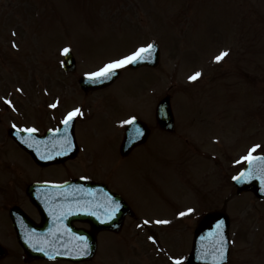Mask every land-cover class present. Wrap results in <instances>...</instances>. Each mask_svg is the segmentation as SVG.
<instances>
[{
	"label": "rangeland",
	"instance_id": "1",
	"mask_svg": "<svg viewBox=\"0 0 264 264\" xmlns=\"http://www.w3.org/2000/svg\"><path fill=\"white\" fill-rule=\"evenodd\" d=\"M152 42L160 48L155 67L126 66L112 86L82 92L78 77ZM65 47L75 56L73 72L60 66ZM223 51L229 54L216 61ZM197 71L202 75L189 80ZM0 85L5 94H26L11 97L18 110L46 100L44 93L59 95L63 109L89 106L90 117L77 123L78 136H93L99 123L104 138L99 149L84 146L68 168L103 173L113 191L135 202L141 222L150 221L133 229L127 218L119 234L98 232L96 251L76 262L24 260L14 236L0 228L8 235L0 264H175L190 249L197 217L224 208L230 221L225 264H264V199L246 190L237 194L231 184L249 150L259 145L252 154L264 153V0H0ZM165 95L172 132L154 123ZM136 115L151 126L150 135L120 156L114 147L121 131L111 124ZM26 122L50 123L35 112ZM108 136L114 139L105 141ZM85 154L90 160L82 161ZM32 171L22 164L0 173L28 179ZM24 183L8 189V198L0 193V204L3 197L36 216L22 196ZM189 208L194 211L180 216Z\"/></svg>",
	"mask_w": 264,
	"mask_h": 264
},
{
	"label": "flooded vegetation",
	"instance_id": "2",
	"mask_svg": "<svg viewBox=\"0 0 264 264\" xmlns=\"http://www.w3.org/2000/svg\"><path fill=\"white\" fill-rule=\"evenodd\" d=\"M2 88L3 87L0 85V171L5 172V170H9V168H13L14 166L27 164L36 172L32 171L33 174L30 175L28 179H15L8 176L6 173H0V191H2L0 193H2L4 198H8V189H10L12 186H18L19 181L24 180L25 183L21 188L22 196L26 200V203H29L32 211L34 210L36 216H32L31 213L24 207L20 206L19 203H13L11 205L6 204V202L3 200V197H1L2 203L0 204V228L3 230L8 229V235H13L15 240L17 239L16 241H18L17 234L21 233L23 236V241L29 243V245H26V248L29 250H36L42 246L45 248L55 249V246H59V242H64L65 246H70V236L73 233V228L82 230L85 235H88V230L91 229L88 220H77L76 217L73 216V212L70 211V206L68 205L69 202L80 201L81 198L76 193L65 197H58L55 194L48 195L44 186L36 185L41 183L55 184L56 182L85 176L92 179L91 174H93V172H86L83 169H69L67 163L73 161L72 158L62 162L57 161L46 164L37 163L23 148L19 146V144L15 142L9 133V129L17 128L22 130L24 128L35 127L38 129L39 133H43L46 130L54 128L56 129L64 120L66 111H68L72 106L63 109L59 102L58 106L53 109H41L40 106H25L23 109L24 111L18 110L16 107L17 104L12 100L11 97L16 96L25 99L27 98L26 94L20 90L15 93H10L9 91L5 94L3 93L5 90ZM5 99H9L13 102L14 109L12 106L6 105L4 103ZM57 100L60 101L59 95H55V102ZM30 103H34V100H31ZM70 103L73 104L74 102L72 101ZM19 106L22 107V104ZM31 109L34 110L35 114L41 115V117L49 116L50 123L41 125L38 122H26L27 115L29 116L34 114L33 110ZM6 115H11L13 118L8 117L6 118V121H4L3 118ZM78 121L79 119L76 118L74 124L77 155H79V152L84 149V146L87 148L91 147V149H99L104 138L103 135L105 134L104 127L99 126L98 123L96 126L98 131L95 130L93 136H91L90 131V133L86 131V133L80 137L77 133ZM13 125H15V127H13ZM108 140L109 139H106L105 141ZM118 144L119 142L117 143L116 141L114 149L116 147L119 149ZM109 150L112 149L109 148ZM61 167L65 168L66 171H62L64 174L62 176H58L60 173H62ZM53 172L57 173L55 174ZM75 172H78V175ZM101 177H103V175H101ZM91 198L92 196L90 195L85 196L84 199L91 200ZM99 198L100 200L106 202L104 208L106 210H110V216L119 218L122 222L119 231L105 229L101 230L100 232H116V234H119L123 229L126 228L125 222L127 218L130 221H133V229L135 228L138 218L136 214L137 212L132 203H129V206L125 207V205L121 206L114 200H110V203L107 204L108 197L103 196L102 190ZM165 199L170 201L171 197ZM117 205H119L118 209ZM134 214L136 216H134ZM27 222H29L30 225ZM8 235L4 234V232L0 230V257L3 255L5 256L8 252V247L6 246L5 240L3 239L8 237ZM55 242L57 244H55Z\"/></svg>",
	"mask_w": 264,
	"mask_h": 264
},
{
	"label": "water",
	"instance_id": "3",
	"mask_svg": "<svg viewBox=\"0 0 264 264\" xmlns=\"http://www.w3.org/2000/svg\"><path fill=\"white\" fill-rule=\"evenodd\" d=\"M158 56H159V51L157 46L152 50V56L151 58L146 57L143 60H140L134 64H130L131 67H134L136 65H140L143 63H148L150 65H155L158 61ZM148 61V62H146ZM67 63L69 64L70 68H73V58L70 55L69 59L67 60ZM118 72L110 79V80H103V81H96V82H92L88 77H82L80 78L79 82L81 84V86L83 88H98L104 85H107L109 83H111L113 81V79L117 76ZM156 116H157V120L158 122L166 129H172V119H171V112H170V108H169V102H168V98H164L163 100H161L157 106V110H156ZM133 125H131L128 129V131L132 130ZM142 128V127H141ZM136 130V129H135ZM142 132L145 134L146 130H142ZM136 141H132V144L135 143ZM64 155L60 154L59 157H62ZM256 157H264L263 155L261 156H256ZM65 157H62L61 159H63ZM262 164H264V161H254L252 164H247V166L244 168V170H242L241 172H245L247 173L249 169H252L253 172L255 173H259L260 168L262 166ZM240 172V173H241ZM239 173V174H240ZM238 176V175H237ZM234 183L238 188V191H242L244 189H251L257 196H264V183L261 182V180L259 178H257V176H254L252 179L250 180H235L234 179ZM223 217V215L220 213H210L207 216H205V218L203 219V240H202V245H198V240H197V233L195 235L194 238V244H193V249L189 255V262L191 264H199L197 261H199L200 259H202L203 264H216L218 255H219V251L221 248V243L223 241L225 248L227 249V219H223L221 218ZM220 218L223 221V227L222 229H218V225L220 223L215 222L213 224V222ZM225 218V217H224ZM29 225L30 223L27 222ZM212 225V226H211ZM90 247H91V254L93 253V248H94V240H93V236L92 239H90ZM82 246L76 247L73 249V259L77 260L79 258H84L86 255H80L81 252H83L84 250L79 249ZM27 255L30 256H41L42 254L45 253H41V252H37V251H28L26 250ZM63 252H66V250H63ZM227 254V251H226ZM47 255V254H46ZM89 256V255H88ZM221 262V261H219ZM201 263V262H200Z\"/></svg>",
	"mask_w": 264,
	"mask_h": 264
},
{
	"label": "snow or ice",
	"instance_id": "4",
	"mask_svg": "<svg viewBox=\"0 0 264 264\" xmlns=\"http://www.w3.org/2000/svg\"><path fill=\"white\" fill-rule=\"evenodd\" d=\"M155 47H156V45L154 43H149L146 46H141L140 48H138L136 51L130 53L129 55L123 56L120 59L111 60L108 63L104 64L102 67L98 68L96 71L87 73L86 75L88 76V78L92 82L110 80L117 73V71L119 69H122L129 64H134L140 60L145 59L146 57L151 58L152 50ZM61 51H62V55L65 57V61H62L61 63H65L69 59L72 50L70 47H65ZM228 54L229 53L227 51H223L215 57V60L221 61ZM201 75H202L201 72L197 71L192 76L189 77V80L195 81ZM59 102L60 101L57 100L55 103L51 104L50 107L56 108L58 106ZM4 103L6 105L12 106L14 109V105H13V102L11 100L5 99ZM83 115H84V113L78 107L74 108L73 110H71L67 113L64 120L62 121V123L65 125V129H64L65 137H67L68 128L72 124L73 120H75L78 116H83ZM135 120H136V117H131L130 119L122 121L121 123L131 125L135 122ZM13 127H15V125H13ZM22 131L29 133V134H33V133H36L38 131V129H36L35 127H30V128H24V129H22ZM55 131L60 132L61 129L57 128ZM141 135H143L142 130L136 129L134 136H133V139L138 138ZM64 147L67 150H71L73 147L71 140L65 138ZM258 147H259V145L254 146L251 150H249V154L247 156L243 157L242 159L247 161L249 164H252L254 161H257V160L264 161V157H256V156H253V154H252L255 151V149ZM60 154L61 153H59V152L57 153V155H60ZM42 158H48V157H42ZM254 176H257V178H259L261 180V182L264 183V164H262L258 174L253 172L252 169H249L247 173L241 172L238 176L233 177V179H235V180H250ZM118 207H119V205H117V209H118ZM193 211H194V209L189 208V209H187L186 212H181L180 216H185L187 214L192 213ZM149 223H150V221L145 220V221H143V224L139 225V226L143 227L145 225H148ZM155 223L156 224H168L169 221L157 220V221H155ZM217 227H218V229H222L223 221H221V223ZM148 239L153 241V243H156V237L155 236H149ZM84 248H85V251L81 252L80 255H86L87 254L88 244H87L86 240L84 243ZM41 251H42V249H41ZM226 251H227V249L225 248L224 243L222 241L216 264H219V261H223L226 259ZM175 264H183V258L176 259Z\"/></svg>",
	"mask_w": 264,
	"mask_h": 264
}]
</instances>
